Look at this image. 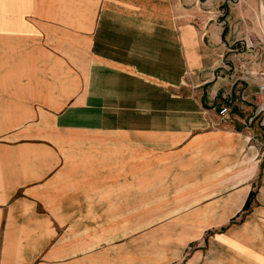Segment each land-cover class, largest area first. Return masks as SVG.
<instances>
[{"label":"crops","instance_id":"obj_1","mask_svg":"<svg viewBox=\"0 0 264 264\" xmlns=\"http://www.w3.org/2000/svg\"><path fill=\"white\" fill-rule=\"evenodd\" d=\"M33 22L71 38L69 77L0 109V264H114L116 229L168 264H264V0H0V61Z\"/></svg>","mask_w":264,"mask_h":264},{"label":"rangeland","instance_id":"obj_2","mask_svg":"<svg viewBox=\"0 0 264 264\" xmlns=\"http://www.w3.org/2000/svg\"><path fill=\"white\" fill-rule=\"evenodd\" d=\"M35 24L31 23L30 27L33 29H20L19 51L13 53L11 65H8L6 58L1 57L3 60L0 61V109L2 112H10L12 108L13 112L16 108L19 109L18 112H42L41 105L48 104L42 98V89L50 85L57 89L60 77L63 78V83L68 80L69 75L64 69L63 53L60 52V48L63 49L71 38L63 37L58 40L53 37H45ZM7 58L11 61V56ZM15 60H17V67L14 63ZM11 77H13V82H17V85L2 84L6 82V79L11 82ZM42 82H46L48 85H43ZM2 87L9 88V93L7 94ZM15 87H18V94L11 95L10 90H14ZM51 133L68 138L75 136L97 137L95 133L88 132L51 131ZM116 225L119 224L116 223ZM96 232L100 237L98 244L100 251L104 248L102 237L108 236L113 244L114 264H168L169 255L160 251V246L157 245L160 241L155 238V235H152L151 231L149 233L142 232L143 241H139L140 230L137 229L98 230ZM158 236L161 237V234ZM37 262L36 264H44L43 261ZM100 264H112V262L103 259Z\"/></svg>","mask_w":264,"mask_h":264},{"label":"built area","instance_id":"obj_3","mask_svg":"<svg viewBox=\"0 0 264 264\" xmlns=\"http://www.w3.org/2000/svg\"><path fill=\"white\" fill-rule=\"evenodd\" d=\"M245 44L247 47H252L253 43L249 37L245 38ZM249 74H253L256 78V88L253 94L254 99L256 100V110L258 113H264V69H258L249 71ZM227 112V108L222 106L218 110L219 121L225 122L224 114Z\"/></svg>","mask_w":264,"mask_h":264},{"label":"trees","instance_id":"obj_4","mask_svg":"<svg viewBox=\"0 0 264 264\" xmlns=\"http://www.w3.org/2000/svg\"><path fill=\"white\" fill-rule=\"evenodd\" d=\"M246 206H247V201H246V203H245L244 207H246Z\"/></svg>","mask_w":264,"mask_h":264}]
</instances>
